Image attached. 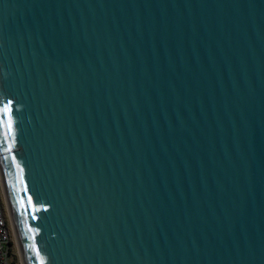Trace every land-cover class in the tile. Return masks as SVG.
I'll list each match as a JSON object with an SVG mask.
<instances>
[{"label": "water", "instance_id": "water-1", "mask_svg": "<svg viewBox=\"0 0 264 264\" xmlns=\"http://www.w3.org/2000/svg\"><path fill=\"white\" fill-rule=\"evenodd\" d=\"M0 181L22 264H264V0H0Z\"/></svg>", "mask_w": 264, "mask_h": 264}, {"label": "built area", "instance_id": "built-area-1", "mask_svg": "<svg viewBox=\"0 0 264 264\" xmlns=\"http://www.w3.org/2000/svg\"><path fill=\"white\" fill-rule=\"evenodd\" d=\"M13 228L6 208L3 188L0 181V264H12L16 253Z\"/></svg>", "mask_w": 264, "mask_h": 264}, {"label": "rangeland", "instance_id": "rangeland-1", "mask_svg": "<svg viewBox=\"0 0 264 264\" xmlns=\"http://www.w3.org/2000/svg\"><path fill=\"white\" fill-rule=\"evenodd\" d=\"M13 237H14V235H13ZM14 241H15V237H14ZM16 253H17L18 264H22L17 244H16Z\"/></svg>", "mask_w": 264, "mask_h": 264}, {"label": "trees", "instance_id": "trees-1", "mask_svg": "<svg viewBox=\"0 0 264 264\" xmlns=\"http://www.w3.org/2000/svg\"><path fill=\"white\" fill-rule=\"evenodd\" d=\"M12 264H18L17 256L14 254Z\"/></svg>", "mask_w": 264, "mask_h": 264}]
</instances>
